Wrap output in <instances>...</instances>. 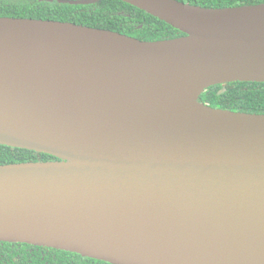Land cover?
Returning <instances> with one entry per match:
<instances>
[{
	"label": "water",
	"instance_id": "1",
	"mask_svg": "<svg viewBox=\"0 0 264 264\" xmlns=\"http://www.w3.org/2000/svg\"><path fill=\"white\" fill-rule=\"evenodd\" d=\"M123 1L184 34L0 16V144L56 158L0 164V241L110 264H264V114L200 99L264 82V2Z\"/></svg>",
	"mask_w": 264,
	"mask_h": 264
},
{
	"label": "trees",
	"instance_id": "2",
	"mask_svg": "<svg viewBox=\"0 0 264 264\" xmlns=\"http://www.w3.org/2000/svg\"><path fill=\"white\" fill-rule=\"evenodd\" d=\"M210 7L256 4L264 0H181ZM0 16L71 21L106 28L142 40L173 38L184 33L123 0L70 4L39 0H0ZM139 24H142L140 27ZM138 25V26H137ZM202 101L219 108L264 114V82L234 81L210 86ZM56 158L34 150L0 144V164L48 161ZM0 264H110L81 254L21 242L0 241Z\"/></svg>",
	"mask_w": 264,
	"mask_h": 264
},
{
	"label": "flooded vegetation",
	"instance_id": "3",
	"mask_svg": "<svg viewBox=\"0 0 264 264\" xmlns=\"http://www.w3.org/2000/svg\"><path fill=\"white\" fill-rule=\"evenodd\" d=\"M138 26V25H137ZM139 26H142V24H139Z\"/></svg>",
	"mask_w": 264,
	"mask_h": 264
}]
</instances>
